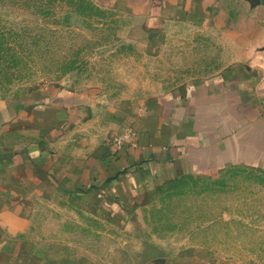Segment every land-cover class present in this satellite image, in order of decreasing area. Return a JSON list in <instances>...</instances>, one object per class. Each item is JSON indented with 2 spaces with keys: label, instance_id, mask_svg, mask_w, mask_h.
Here are the masks:
<instances>
[{
  "label": "rangeland",
  "instance_id": "374dc122",
  "mask_svg": "<svg viewBox=\"0 0 264 264\" xmlns=\"http://www.w3.org/2000/svg\"><path fill=\"white\" fill-rule=\"evenodd\" d=\"M185 2L161 21L0 0V146L55 164L16 169V237L36 264H264L263 167L117 163L195 81L233 60L264 66V0Z\"/></svg>",
  "mask_w": 264,
  "mask_h": 264
},
{
  "label": "crops",
  "instance_id": "0c3cea01",
  "mask_svg": "<svg viewBox=\"0 0 264 264\" xmlns=\"http://www.w3.org/2000/svg\"><path fill=\"white\" fill-rule=\"evenodd\" d=\"M93 1L145 19L152 14L149 20L161 21L180 17L186 5L185 0ZM253 66L233 60L192 83L181 102H174L165 124L152 127L135 147L123 146L117 163L142 160V166L155 167L157 174L167 168H172L170 173L227 165L264 168V66ZM0 149V264H36L28 256L27 241L16 237L25 227L19 199L24 188L16 169L31 172L36 165L51 171L55 164L38 148L24 157Z\"/></svg>",
  "mask_w": 264,
  "mask_h": 264
}]
</instances>
